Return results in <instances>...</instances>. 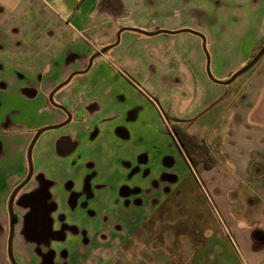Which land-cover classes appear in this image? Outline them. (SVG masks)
<instances>
[{"label": "crops", "instance_id": "obj_1", "mask_svg": "<svg viewBox=\"0 0 264 264\" xmlns=\"http://www.w3.org/2000/svg\"><path fill=\"white\" fill-rule=\"evenodd\" d=\"M53 1L58 8L50 9L48 41L37 40L32 52L0 43V63L29 65L21 73L0 74V264H10L7 202L27 174L33 134L66 118L48 103L49 92L114 43L120 28L201 33L219 81L246 64L264 39V0ZM23 42L28 48V40ZM202 47V38L191 32L147 35L123 29L118 43L56 90L55 101L71 120L40 135L32 177L14 198L12 246L18 264H103L119 247L135 249L138 227L147 219L141 213L161 204L155 193L163 197L174 181L178 185L174 171L183 162L204 199L178 200L176 209L196 226V234L207 233L191 251L167 249L165 261L233 264L235 252L238 264H264V54L240 75L245 79L234 90L208 77ZM127 72L140 74L145 83L155 81L152 96L166 111L157 124L165 123L171 139L150 135L135 145V127L142 124L143 131L148 113L155 111L124 106L130 89L125 96L116 94L118 105L107 101ZM172 123L203 143L214 158L211 167L189 162L170 133ZM143 232V239L157 235L152 226Z\"/></svg>", "mask_w": 264, "mask_h": 264}, {"label": "rangeland", "instance_id": "obj_2", "mask_svg": "<svg viewBox=\"0 0 264 264\" xmlns=\"http://www.w3.org/2000/svg\"><path fill=\"white\" fill-rule=\"evenodd\" d=\"M53 8H58L55 6L53 0H0V43H13L14 45L12 46H15L19 51L21 49V51H26L27 49V52L34 51L36 49L34 45L37 46L38 42L48 41L49 39V33L47 32L49 27L48 19L50 9ZM15 30H17V32ZM27 40L28 48L23 49V45L25 44L23 41L27 42ZM10 48L13 49V47ZM1 59L2 58H0V62ZM28 66L23 64L5 65L0 63V74L2 75L3 73L4 76L11 72L19 71L21 73L20 69L23 70ZM209 69L212 75L210 61ZM125 74L126 76L121 74L123 76V80L121 79L120 84L121 87H115L110 92V97L107 99V101H111V105L114 103L117 104L116 100L119 97L116 94L125 96V91L130 89L131 92L127 95L128 98L126 100L129 103L125 102L124 106L133 107V105H144L147 109L149 107L148 111L150 110V107H153L155 111V113L152 114L148 113L147 122L149 124L143 126V131L138 130L142 124L138 125V127H135V145H140V137H143L145 138V141H148V137L150 135H156L160 137H164V135H166L171 139L165 123L161 122V124H157L159 120L158 116L162 119V110L165 111V109L159 98L157 96H152V88L155 86V81L148 80V82L145 83V80L142 82L139 79L140 74L131 75L129 72ZM244 79L245 76H240L232 81L227 87H231V89L235 90ZM106 95L108 96V93H106ZM149 96H151V98H149ZM54 130L55 128L44 131L42 135ZM151 142L153 143L154 140ZM31 160L32 166L34 168L33 154H31ZM174 173L180 178L179 183H181H178L177 185L176 181H174L169 188V192L163 197L159 192L155 193V198L160 199L161 204H158L157 207L151 206V208H145L144 213H141L143 216H146L147 219L143 221L144 223L139 225L140 228L138 227V230L141 231V233L137 234L138 239H136V247L135 249L134 246L131 247L130 251H124L119 247V249H117V255L114 256L119 258L120 261L118 264H169V262L165 261L166 257L169 258V256L166 255L167 249L173 250L174 248L179 247L185 249L186 251H191V249L188 248L193 247L195 242H198V244L201 242L204 243L203 241H205V233L207 232L203 230L199 234H196V232L193 230V227L196 229V226L191 223V221H185L184 217L180 218V211H177L176 209V203L178 200H200L204 199V196L199 194V188L192 174L189 173V170H187V165H185L184 162L181 164V168L178 164ZM182 175L186 176L183 178ZM122 196L126 197L128 194L122 193ZM140 196H143L142 199H145L144 193ZM135 204H137V202ZM204 209H206L205 206ZM206 211L207 216H212L210 215L208 209ZM185 212L187 213V209H185ZM192 214L193 213L190 215ZM143 219L144 218H139V220ZM155 221L159 223L165 222L166 227L162 228L160 224H155ZM149 226L154 228V233L157 235H150L143 239V237H141L144 234L143 230L145 227ZM184 230H191L192 233L185 235ZM180 231H182V236H176L179 235ZM166 232L167 235L164 236L163 234ZM124 236L126 235L124 234ZM118 238L122 240L123 234H120ZM114 257H111L108 262H104L103 264H111L115 260ZM185 258L186 257H184L183 260H185ZM190 258L193 257H189L188 259ZM231 259H233V264L240 263L239 257L235 254V252L232 254ZM188 264H191V262Z\"/></svg>", "mask_w": 264, "mask_h": 264}, {"label": "water", "instance_id": "obj_3", "mask_svg": "<svg viewBox=\"0 0 264 264\" xmlns=\"http://www.w3.org/2000/svg\"><path fill=\"white\" fill-rule=\"evenodd\" d=\"M123 29H131V30H134V31H137V32H140V33L147 34V35H153V34H157V33H160V32H163V33H177L179 31L191 32V33H194V34L199 35L202 38V40H203V49H204V51L206 53V57H207L206 73H207L208 77L212 81H215L217 83H221L223 85L230 84L235 78H237L238 76H240L241 74H243L244 72H246L247 70H249L252 66H254L258 62V60L264 54V43H263V45L258 50V52L246 64H244L242 67H240L238 70H236L228 79L223 80V81H219V80H216L211 75V73H210V69H209V55L207 54L206 47H205V44H204V42H205L204 36L201 33L197 32V31H194V30H191V29H188V28L174 30V31L160 29V30L152 31L151 32V31H144V30H140V29H136V28L124 27V28H120L118 30V32L116 34V41L114 43H112V44H110L108 46L103 47L102 49L96 51L95 53H93L89 57L87 66L84 69L79 70V71H73V72H71L64 81H62L61 83H59L58 85H56L54 87V89L49 93V96H48V101L52 105L64 108L62 105H59V104H57V103L54 102L53 94L55 93V91L58 90L63 85H65L66 83H68L70 81V79L75 74H79V73H83V72L87 71L90 68L91 64H92V61H93L94 57H96L99 54L104 53L106 50H108L109 48H111L112 46H114L116 43H118L120 32ZM70 120H71V113L67 111V119L64 122H62L60 124H56V125L45 126V127H42L40 129H38L36 131L35 135L33 136V138L31 140L29 146H28V149H27V161H28V171H27V174H26L25 178L12 190V192L9 195L8 202H7L8 214H9V229H8V237H7V257H8V260L10 261L11 264H18L16 262L15 258H14L13 248H12V242H13V236H14V229H15V215H14V211H13V202H14V198H15V195L18 192V190L24 184H26L29 181V179L31 178V176H32L33 166H32V160H31V153H32L33 145H34L36 139L38 138V136L43 131H45L47 129H52V128H59V127L65 125L66 123H68Z\"/></svg>", "mask_w": 264, "mask_h": 264}, {"label": "trees", "instance_id": "obj_4", "mask_svg": "<svg viewBox=\"0 0 264 264\" xmlns=\"http://www.w3.org/2000/svg\"><path fill=\"white\" fill-rule=\"evenodd\" d=\"M263 43L264 39L254 47L250 55V59L258 52ZM171 128L175 133L181 146L183 147V150L190 163L197 164L201 162L206 168H209L213 165L214 158L210 153L206 152V150L204 151L203 143L195 135L187 132L183 127H181L177 123H172ZM200 153H202V155Z\"/></svg>", "mask_w": 264, "mask_h": 264}, {"label": "flooded vegetation", "instance_id": "obj_5", "mask_svg": "<svg viewBox=\"0 0 264 264\" xmlns=\"http://www.w3.org/2000/svg\"><path fill=\"white\" fill-rule=\"evenodd\" d=\"M86 66H87V65H86ZM75 75H76V74H75ZM67 77H68V76H67ZM67 77H66V78H67ZM66 78H65V79H66ZM65 79H64V80H65ZM64 80H63V81H64ZM70 80H71V79H70ZM61 82H62V81H61ZM61 82H60V83H61ZM66 84H67V83H66ZM53 89H54V88H53ZM53 89H52V90H53ZM52 90H51V91H52ZM51 91H50V92H51ZM50 92H49V93H50ZM55 92H56V91H55ZM48 96H49V94H48ZM53 99H54V94H53ZM54 102L57 103V104H59V105H61L60 103L56 102L55 99H54ZM48 103H49L50 105H52L49 101H48ZM62 106H63V105H62ZM52 107H58V106H54V105H52ZM63 107H64V106H63ZM58 108H61V109L66 113V118H65L64 120H62L61 122H59V123L50 124V125H45V126H51V125L60 124V123L64 122V121L67 119V111H68V110H67L65 107H64L65 109L62 108V107H58ZM68 112H69V111H68ZM68 123H69V122H68ZM68 123H66L65 125H67ZM65 125H63V126H65ZM45 126H42V127H45ZM63 126H61V127H63ZM42 127H40V128H42ZM61 127H59V128H61ZM40 128H38V129H40ZM38 129L35 130L33 136L35 135V133H36V131H37ZM52 129H54V128H52ZM55 129H57V128H55ZM47 130H50V129H47ZM47 130H45V131H47ZM169 130H170V133H172V134L174 135V137H175V141L181 146L180 142L178 141V139H177V137H176V135H175V133L173 132V130H172L171 127H170ZM43 132H44V131H43ZM43 132H42V133H43ZM42 133H41V134H42ZM41 134H40V135H41ZM40 135L38 136V138L40 137ZM32 138H33V137H32ZM38 138L36 139V141H35V143H34V145H33L32 152H33L34 146H35V144H36ZM31 140H32V139H31ZM30 142H31V141H30ZM29 144H30V143H29ZM181 148H182V151H184L182 146H181ZM27 149H28V148H27ZM184 153H185V152H184ZM31 154H32V153H31ZM26 156H27V154H26ZM33 170H34V168H33ZM27 171H28V169H27ZM31 177H32V176H31ZM24 178H25V177H24ZM24 178H23V179H24ZM23 179H22V180H23ZM30 179H31V178H30ZM30 179H29V180H30ZM28 182H29V181H28ZM28 182H27V183H28ZM19 183H20V182H19ZM19 183H18V184H19ZM27 183H26V184H27ZM18 184H17V185H18ZM17 185H16V186H17ZM24 185H25V184H24ZM24 185H23V186H24ZM16 186H15V187H16ZM23 186H22V187H23ZM15 187H14V188H15ZM22 187H21V188H22ZM14 188H13V189H14ZM21 188H20V189H21ZM20 189H19V190H20ZM19 190H18V191H19ZM11 192H12V191H11ZM17 193H18V192H17ZM17 193H16V194H17ZM15 196H16V195H15ZM8 198H9V197H8ZM13 203H14V202H13ZM7 209H8V208H7ZM13 211H14V207H13ZM14 215H15V212H14ZM8 217H9V214H8ZM15 221H16V215H15ZM8 229H9V219H8ZM14 233H15V229H14ZM7 237H8V235H7ZM13 238H14V236H13ZM12 245H13V242H12ZM12 248H13V246H12ZM6 251H7V246H6ZM13 255H14V254H13ZM14 258H15V257H14Z\"/></svg>", "mask_w": 264, "mask_h": 264}]
</instances>
